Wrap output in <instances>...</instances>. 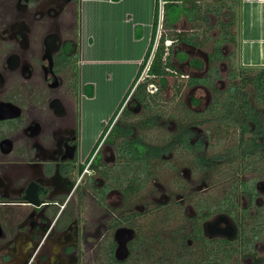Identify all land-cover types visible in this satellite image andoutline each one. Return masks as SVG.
<instances>
[{
    "label": "flooded vegetation",
    "instance_id": "1",
    "mask_svg": "<svg viewBox=\"0 0 264 264\" xmlns=\"http://www.w3.org/2000/svg\"><path fill=\"white\" fill-rule=\"evenodd\" d=\"M79 4L0 0V264H264V93L235 47L213 72L216 41L206 53L167 39L174 92L150 86L142 103L159 24L137 84L88 143Z\"/></svg>",
    "mask_w": 264,
    "mask_h": 264
},
{
    "label": "rangeland",
    "instance_id": "2",
    "mask_svg": "<svg viewBox=\"0 0 264 264\" xmlns=\"http://www.w3.org/2000/svg\"><path fill=\"white\" fill-rule=\"evenodd\" d=\"M125 15L122 16V21L117 18L116 25H114V3H111L110 0L107 1V4L105 0H80L77 22L80 27V66L83 67V75L85 76L81 78V86L90 82L93 83L95 87V98L90 100L84 96L82 100L83 107L85 105L87 107L85 110L86 128L91 126L99 128V124L97 123L101 120L107 123L111 118L108 116L112 113L113 107L116 108L123 97V92L120 91L114 96V90H117L116 84H114V69L116 65H119L117 66L118 68H122L123 70L126 69L129 73L132 70H135V72L138 71L142 63L143 58L139 55L141 43L139 41H131L134 43L133 48H127V43H123V41L127 40V36H133V31L128 28L133 24L134 17L128 14ZM89 21L92 24V29L90 32H84L83 29L88 27ZM124 25L126 28L125 31L121 30V27ZM180 27L188 29L189 25L186 22H181ZM216 32L217 30L212 33L210 32V34L213 35ZM147 34L146 42L149 43L151 39V30H149ZM88 40H90L89 43ZM118 41H120V43ZM129 42L130 41H128V45L130 44ZM180 47L181 45H174L175 49H179ZM211 47L212 46L208 44L203 48V51L208 53ZM185 48L187 47L182 46L181 49L185 50ZM89 56H91L90 59ZM179 66H181L182 69L186 68L185 64L182 65L179 63ZM238 66L242 65L238 62ZM223 73L225 75V70ZM105 84L110 90H103V86H106ZM172 84L173 78L168 77L166 89L168 97L174 92ZM169 103L173 102H166V104ZM98 132H100L99 129ZM96 134L98 133H93L94 136H96Z\"/></svg>",
    "mask_w": 264,
    "mask_h": 264
},
{
    "label": "trees",
    "instance_id": "3",
    "mask_svg": "<svg viewBox=\"0 0 264 264\" xmlns=\"http://www.w3.org/2000/svg\"><path fill=\"white\" fill-rule=\"evenodd\" d=\"M166 3L163 9L162 25L167 30L162 34L161 44L157 49L156 57L151 65L149 72L152 77L145 78V81L137 84V79L141 77L142 71L146 67L149 55L154 46V40L157 34V29L160 20L159 4L157 2L155 10V19L153 25L152 39L148 47L147 54L140 66L136 80L132 83L128 92H130L134 85L137 84L136 96L140 102L151 103L149 100L154 92L148 91V87L155 86L163 90L168 83L167 76L177 71V68L172 63V55L163 57L164 55V42L167 39L178 40L184 44L199 45V42L212 43L214 45V52L210 55V62L212 63L211 71L216 72L217 67L213 66L219 60L225 59L221 56L219 49L224 45L231 43L236 47L237 44V4L239 0H165ZM189 25V29L196 31L181 30L179 25L182 19ZM214 21V22H212ZM180 29V30H179ZM183 29V28H182ZM212 30H218V35L213 37ZM236 56V52L233 51ZM192 66L202 67L203 63L200 60H192ZM247 73L244 76V82H249L257 89L262 90L264 93V67L263 68H243ZM212 74V73H211ZM89 88V87H88ZM92 86H90V89ZM90 95L93 94L92 90L88 91ZM127 96V95H126ZM125 96V98H126ZM148 97H150L148 99ZM124 98V99H125ZM124 101V100H123ZM123 103V102H122Z\"/></svg>",
    "mask_w": 264,
    "mask_h": 264
},
{
    "label": "crops",
    "instance_id": "4",
    "mask_svg": "<svg viewBox=\"0 0 264 264\" xmlns=\"http://www.w3.org/2000/svg\"><path fill=\"white\" fill-rule=\"evenodd\" d=\"M108 0H105L107 4ZM111 3H114V25H116V21L120 19L122 21L123 15H131L133 18V24L128 29L133 31V36H127V40L130 41L128 45V41L125 40L123 43H127V48H133L134 43L131 41H139L141 44V51L139 55L141 58L144 57L151 39H152V32H153V25L155 19V10L157 6V2L159 4L160 10V20L159 24H162V17H163V9L166 1L164 0L163 3L160 4L159 0H110ZM237 25H236V32H237V44L235 50L237 52L236 59L237 63L239 62L242 67L245 68H263L264 67V0H239L237 4ZM125 15V16H126ZM118 18V19H117ZM181 22H185V18L181 20ZM180 22V24H181ZM85 26V23H84ZM87 28H84V32H90L92 29V24L89 21ZM119 27V26H117ZM120 28V27H119ZM121 30H126L125 25L121 27ZM151 30V36L149 43L146 42V34ZM148 35V34H147ZM90 40H88V43ZM120 43V41H118ZM91 54V52H90ZM91 56H89V59ZM91 65V64H90ZM114 69L115 77H114V84L117 87V90H114V96L118 91L123 92V99L130 89L138 71L132 70L128 73V71L122 68ZM85 73V71H84ZM82 76L83 75V67H82ZM85 77V76H84ZM89 90L93 88V94L90 96L95 95V87L93 83L87 82L85 83ZM107 84V83H106ZM105 84V85H106ZM130 84V85H129ZM90 86L92 88L90 89ZM100 90V89H99ZM103 90H110L108 89L107 85L103 86ZM103 92V91H102ZM90 99V98H89ZM91 98L90 100H92ZM121 102V101H120ZM119 102V103H120ZM119 103L117 105H119ZM114 105V103H113ZM87 109L86 105L82 109V121L84 126V111ZM115 107H113L112 113L108 116L109 118L114 113ZM97 124L99 128L96 127V130L101 129V126L104 123V120H101ZM96 124V125H97ZM84 129V136L87 138L89 134V127L88 131L85 132ZM94 131V130H93ZM100 132L93 138V139H86L88 143H93L98 138Z\"/></svg>",
    "mask_w": 264,
    "mask_h": 264
},
{
    "label": "built area",
    "instance_id": "5",
    "mask_svg": "<svg viewBox=\"0 0 264 264\" xmlns=\"http://www.w3.org/2000/svg\"><path fill=\"white\" fill-rule=\"evenodd\" d=\"M160 4L164 2V0H159ZM153 51V50H152Z\"/></svg>",
    "mask_w": 264,
    "mask_h": 264
},
{
    "label": "bare ground",
    "instance_id": "6",
    "mask_svg": "<svg viewBox=\"0 0 264 264\" xmlns=\"http://www.w3.org/2000/svg\"><path fill=\"white\" fill-rule=\"evenodd\" d=\"M93 133H94V131H93Z\"/></svg>",
    "mask_w": 264,
    "mask_h": 264
}]
</instances>
